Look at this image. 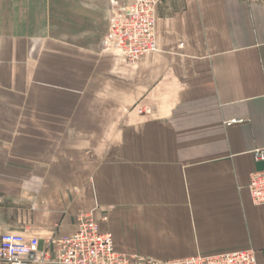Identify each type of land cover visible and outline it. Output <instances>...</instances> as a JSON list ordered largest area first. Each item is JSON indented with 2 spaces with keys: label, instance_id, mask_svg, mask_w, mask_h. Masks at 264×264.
Masks as SVG:
<instances>
[{
  "label": "crops",
  "instance_id": "1",
  "mask_svg": "<svg viewBox=\"0 0 264 264\" xmlns=\"http://www.w3.org/2000/svg\"><path fill=\"white\" fill-rule=\"evenodd\" d=\"M109 10L0 0V238L51 251L91 213L121 254L261 260L249 184L264 170V0H163L159 51L134 65L99 48Z\"/></svg>",
  "mask_w": 264,
  "mask_h": 264
},
{
  "label": "built area",
  "instance_id": "2",
  "mask_svg": "<svg viewBox=\"0 0 264 264\" xmlns=\"http://www.w3.org/2000/svg\"><path fill=\"white\" fill-rule=\"evenodd\" d=\"M163 0H109V28L101 42L103 52L114 51L119 61L134 65L143 57L157 53L156 24ZM230 122L229 124L235 123ZM256 162H264V149L254 152ZM249 192L256 206L264 205V170L251 174ZM106 220V218H105ZM75 233L51 240L52 250H41L36 238L4 233L0 238V263L30 264H264L254 250L210 256L156 261L130 256L115 250L113 235L100 230L93 214L77 218Z\"/></svg>",
  "mask_w": 264,
  "mask_h": 264
},
{
  "label": "rangeland",
  "instance_id": "3",
  "mask_svg": "<svg viewBox=\"0 0 264 264\" xmlns=\"http://www.w3.org/2000/svg\"><path fill=\"white\" fill-rule=\"evenodd\" d=\"M109 28V27H108ZM107 32H108V30H107ZM106 32V33H107ZM106 33H105V35H106ZM104 35V36H105ZM104 36L102 37V39L104 38ZM102 39L100 40V43H99V48L101 49V42H102ZM101 52H103L102 50H101ZM108 52H110V51H108ZM120 63H121V61H120ZM26 120H17V126H19L20 125V127L22 126V125H25V126H27V124H26ZM31 124H32V139H33V144H36V145H39V140H40V135H39V131H38V128H39V120L38 119H33V120H31ZM64 125H66V124H64ZM47 126H48V129L49 130H51V128H55L56 127V120L55 119H48L47 120ZM42 138H43V136H42ZM41 138V139H42ZM47 138H48V143H49V145L50 144H52V143H54L55 142V138H56V136H54V135H48L47 136ZM43 140V139H42ZM35 142V143H34ZM50 149V148H49ZM1 264V263H0Z\"/></svg>",
  "mask_w": 264,
  "mask_h": 264
}]
</instances>
